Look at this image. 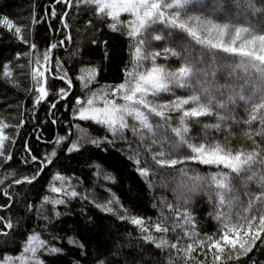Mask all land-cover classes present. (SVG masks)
<instances>
[{
  "label": "snow or ice",
  "instance_id": "obj_1",
  "mask_svg": "<svg viewBox=\"0 0 264 264\" xmlns=\"http://www.w3.org/2000/svg\"><path fill=\"white\" fill-rule=\"evenodd\" d=\"M261 2L264 4V0ZM61 4L65 7L58 14L56 7ZM82 6L98 22L106 23L110 30L128 38L130 66L123 69L124 78L119 83L98 88L90 87L96 81L98 68H81L77 79L83 95L76 96L71 105L73 119L91 121L121 139H127L125 133L131 130L137 139L138 149L142 147L149 157L144 160V166H140L139 152L135 154L136 170L149 183L154 169H176L177 165L180 167L176 170L188 181L182 184L186 190L185 206L167 205L171 213L180 218L171 225L168 223L170 217L161 216L152 221L131 213L115 194L103 202L94 198L90 202L120 221L134 225L141 232L142 239L158 249H167L170 253L175 250L183 264L196 259V252L204 257L198 264H228L233 258L239 264L240 259L247 257L258 243L264 246V19L257 18L255 23L252 19L255 14L264 15V8L257 9L255 0H53L47 14L57 17L64 29H68V9L74 8L78 12ZM122 14L128 18L122 19ZM37 22L35 13L31 25L17 24L6 14L0 16V26L29 45L28 52L16 55L30 57L32 87L29 91L33 93V106H39L41 101H47L53 95L55 100L49 104L51 112L56 108V100H62L72 91L73 80L60 58H55V72L51 67L52 49L64 41L49 44L41 53L37 45L29 43L24 35L25 28L31 33V26ZM87 23L91 25L92 20ZM66 39H71L70 33ZM165 39L175 41L176 47L149 50L152 41L163 42ZM91 43L107 45V41L98 42L96 39ZM162 53L165 57L179 58V67L171 69L157 63V57ZM104 57H108L107 50ZM221 70L230 82H217ZM49 73L53 79L58 75L65 82V87L53 92ZM2 75L12 80L11 62L3 65ZM179 90L185 94H177ZM165 93L172 98H164ZM241 106L246 118L237 119L235 110ZM202 118H214L215 123L203 124L202 138L192 137L191 125L199 124ZM153 120L159 122L153 123ZM257 122L260 126L258 132L252 127ZM24 123L21 119L19 124L9 125L0 119V160L13 158L6 142L15 144L16 136L9 135L6 130L15 128L18 134ZM65 123L69 124L68 132L57 134L55 146L42 157L32 152L27 140L24 142L26 155L22 157L23 162L28 164L30 158L31 163L38 167L30 174L13 179L12 184L36 181L57 157L58 147L70 139L73 127L79 131L67 146L69 153L80 151L85 144L100 147L104 143H113L107 135L93 136L80 124ZM241 123L246 126L241 136L250 144L233 146L229 137L236 133L231 131V125ZM209 129L225 132L224 140L209 137ZM169 132L172 139H169ZM145 140H150V143L145 144ZM153 146L159 150H154ZM182 152L187 154L182 155ZM189 162L215 167L216 171L191 175L194 170L189 167ZM95 167L96 175L100 176L103 169L100 165ZM7 174L15 176L14 171ZM234 177L243 178L246 190L242 194L233 184ZM73 179L77 178L59 172L53 175L48 189L55 195H44L41 204L35 207L39 216L44 212L43 205L51 203L54 216H45L48 223L42 230L29 232L21 250L15 255L5 253L0 264H47L41 258L42 254L55 257L63 253L62 248L44 239L42 232L53 226L51 219L60 215L55 206L66 205L71 198L87 200L93 195L87 191L78 192ZM104 179L114 178L106 174ZM250 181L255 182V190L248 189ZM209 189L213 191L209 192ZM2 191L8 199L7 203L0 204V209H7L13 203V195L9 188ZM201 191L208 193L209 202L214 205L208 214L216 222L211 233L198 231L196 217L187 206L191 203L190 197ZM33 207L31 203L26 205L29 210ZM0 223L3 224L0 235H9L14 229L10 217L0 215ZM177 229L181 234L170 241L169 234ZM68 243L83 248L74 237H69ZM99 264L106 262L99 261ZM168 264H173L171 258Z\"/></svg>",
  "mask_w": 264,
  "mask_h": 264
},
{
  "label": "trees",
  "instance_id": "obj_2",
  "mask_svg": "<svg viewBox=\"0 0 264 264\" xmlns=\"http://www.w3.org/2000/svg\"><path fill=\"white\" fill-rule=\"evenodd\" d=\"M52 2L53 0H0V16L6 14L17 24L31 25V19L35 13L38 22L31 26V33L25 28L24 35L29 39V43L37 45L41 53L49 44L64 41L57 48L52 49L51 67L55 72V58H60L63 67L68 70L73 80L72 91L62 100H56V108L51 112H49V104L55 100L53 95L34 107L33 93L29 91L32 87L29 74L30 57L16 55L28 52L29 45L16 39L3 26H0V119L9 125L19 124L21 119L25 121L18 134L15 128L10 127L6 130L9 135L16 136L15 144L6 142V148L12 150L13 158L9 161L0 160V204L7 203L8 199L3 196L4 188H9L13 195L12 205L7 209H0V215L10 217L14 225L9 235H0V259L5 253L17 254L27 234L33 230L40 232L48 223L45 216L49 218L54 216V211L38 216L35 206L40 205L44 195H50L48 184L53 175L59 172L77 178L73 179L72 183L78 192L87 191L93 195L87 200L79 197L71 198L66 205L56 206V211L60 215L51 219L53 226L42 232V236L62 248L63 253L55 257L46 253L42 254L41 258L47 264H99V261H105L106 264H168L170 258L173 264H183L180 254L175 253V250L170 253L167 249H158L154 244L143 240L141 232L134 225L120 221L90 202L92 197L105 201L109 195L115 194L131 213L145 219L150 218L152 221H156L161 216L170 217L168 223L171 225L173 221H178L180 218L171 213L167 205L169 203L179 207L185 205L184 198L181 199L182 197L174 193L169 183L172 184V180L176 178L183 179L182 181L187 179L182 178L180 172L176 170L180 167L177 165L176 169H154L150 177L151 183H149L136 170L135 154L137 152H139L138 159L141 161L140 166H144V160L149 158L142 147L141 152L135 148L133 140L114 138L103 127L91 121L73 119L71 105L76 96L83 95L80 81L77 79L81 74V68L90 66L98 68L96 81L91 87L119 83L124 78L123 69L126 65L130 66L129 41L120 32L110 30L106 23L98 22L83 6L78 12L74 8L68 9L69 15L66 19L70 27L64 29L57 17H50L47 14ZM64 7L63 4L57 6V13H61ZM257 18L264 19V15L255 14L253 19L257 21ZM89 19L92 20L91 25L87 23ZM68 33L71 35L70 40L66 39ZM93 39L98 42L107 41V45L92 44ZM105 50L108 52L107 58L104 57ZM6 62H11L12 80L2 75L3 65ZM48 76L49 82L54 85L53 92L60 87H65V82L60 80L58 75L54 79L52 73ZM65 105L68 107L66 108ZM235 114L237 119L246 118L243 106L236 109ZM53 120L56 123H52ZM65 121L72 125L80 124L93 136L107 135L113 143H104L100 147L85 144L80 151L69 153L67 146L79 131L73 127L70 139L58 147L57 157L51 165L45 167L36 181L31 184H12L13 179H19L22 174H30L38 167L31 163L30 158L28 164L23 162L22 157L26 155L24 142L27 140L32 152L42 157L45 152L51 151L55 146L54 139L57 134L65 135L68 132L69 124ZM204 123H215V119L202 118L199 124H192L190 135L202 138ZM228 123L231 124V121ZM245 127L243 123L231 125V131L236 133L234 137H229L233 146L241 143H245L246 146L250 144L241 136ZM252 127L253 131H259L258 122ZM207 134L221 141L226 135L223 131L212 129H209ZM168 136L169 139L173 138L170 132ZM256 138L259 139L258 136ZM95 165H100L103 169L100 176L96 175ZM189 167L195 170L190 173L192 175L195 172L206 174L216 171L215 167L209 168L196 162H189ZM8 171H14L15 176L8 175ZM106 174L114 179L105 180ZM236 179L238 182L241 180L239 177ZM252 187L254 188V185L250 188ZM190 199L191 203L187 206L196 217L198 231L213 232L216 222L208 215L214 208L209 199L199 195H192ZM28 203L34 206L30 210L26 208ZM0 227H3L2 223ZM180 234V230L177 229L175 233L169 234L168 239L174 240L176 235ZM70 236L79 241L83 248L69 244L67 239ZM194 256L196 259L189 260L188 264H198L199 260L204 259L199 252L194 253ZM228 264H237V262L233 258ZM239 264H264V246L258 243L247 257L240 259Z\"/></svg>",
  "mask_w": 264,
  "mask_h": 264
},
{
  "label": "rangeland",
  "instance_id": "obj_3",
  "mask_svg": "<svg viewBox=\"0 0 264 264\" xmlns=\"http://www.w3.org/2000/svg\"><path fill=\"white\" fill-rule=\"evenodd\" d=\"M259 1V2H258ZM255 2H256V7L258 8V7H263L264 8V4H262V2H261V0H255ZM123 15V19H127L128 17H127V15L126 14H122ZM252 19H253V17H252ZM253 22L255 23V22H257V21H255L254 19H253ZM169 46H172V47H176V42L175 41H169V40H167V39H165L163 42H160V41H152L151 42V48L149 49V50H152V49H156V50H162V49H164L165 47H169ZM157 63H159V64H163V65H166L168 68H171V69H175V68H177V67H179V65H180V60H179V58H177V57H174V56H171V55H169V56H167V57H165L164 55H163V53L159 56V57H157ZM217 82L219 83V84H224V83H226V82H230V81H227L226 80V78H225V73H224V71L223 70H221L219 73H218V75H217ZM92 86V85H91ZM90 86V87H91ZM98 87H100V86H95V87H92V88H98ZM175 90V89H174ZM177 94H185L182 90H179V91H177ZM163 97L164 98H166V99H171L172 97H171V95L170 94H167V93H165V94H163ZM173 116H175L176 114L175 113H173L172 114ZM159 121L158 120H153V123H158ZM130 123H131V121H130ZM129 134V135H128ZM169 134V133H168ZM126 137H127V140H133L132 142H133V144H135V148L137 149V150H139V151H141L140 150V148L138 149V147H137V139H136V137L133 135V133H132V131L131 130H128L127 131V133H126ZM114 138H120L119 136H116V137H114ZM123 140V139H122ZM148 143H150V140H145V144H148ZM153 149L154 150H156V151H158L159 150V148L157 147V146H153ZM142 152V151H141ZM182 155L183 154H187V152H182L181 153ZM191 168V167H190ZM194 170V169H193ZM195 171V170H194ZM192 175V174H191ZM238 178V177H237ZM239 178H241V177H239ZM178 181H177V180ZM175 180H172L173 182H172V184H171V182L169 183L170 185H171V189H172V191H174V193H177L178 195H179V197L181 198V199H183L184 198V195H185V192H186V190H185V188H183L182 187V184L183 183H188V181L186 180V181H182L183 179H180V178H176ZM169 181H171V179L169 180ZM180 181H182V182H180ZM57 183H59L58 181H57ZM168 183H167V185L168 186H170ZM233 184L237 187V189H238V191L242 194L246 189H245V186H244V182H243V178H241V180H239V182L237 181V179H236V177H234L233 178ZM252 185H254V188L252 187V188H250ZM180 188V189H179ZM255 188H256V185H255V182L254 181H250V182H248V189H250V190H255ZM181 191V192H180ZM209 192H212L213 190L212 189H209L208 190ZM50 195H55L54 193H50ZM194 195H199V196H204V197H206L207 199H209L208 198V193L207 192H204V191H201V192H197V193H195ZM109 197H110V195H109ZM108 197V198H109ZM192 197V196H191ZM190 197V198H191ZM94 197H92V199H93ZM95 199V198H94ZM97 200V202H103V200H99V199H96ZM107 200V199H106ZM41 204V203H40ZM214 207V205L212 204V208ZM43 208H44V212H43V214H41V215H45L46 213H48L49 211H52L53 212V209H54V206L51 204V203H45L44 205H43ZM55 210H56V206H55ZM71 237V236H70ZM69 238V237H68ZM68 240V239H67ZM24 241V240H23ZM23 241H22V244H23ZM56 246V245H55ZM57 247V246H56ZM1 259H3V257L1 258Z\"/></svg>",
  "mask_w": 264,
  "mask_h": 264
}]
</instances>
